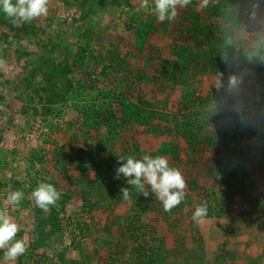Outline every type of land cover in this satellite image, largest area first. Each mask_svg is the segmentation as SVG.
I'll return each instance as SVG.
<instances>
[{
	"label": "rangeland",
	"instance_id": "1",
	"mask_svg": "<svg viewBox=\"0 0 264 264\" xmlns=\"http://www.w3.org/2000/svg\"><path fill=\"white\" fill-rule=\"evenodd\" d=\"M142 2L49 0L20 27L0 10V210L26 241L0 264H264V0L163 23ZM144 155L187 182L171 212L116 178ZM41 182L61 194L47 212Z\"/></svg>",
	"mask_w": 264,
	"mask_h": 264
},
{
	"label": "clouds",
	"instance_id": "2",
	"mask_svg": "<svg viewBox=\"0 0 264 264\" xmlns=\"http://www.w3.org/2000/svg\"><path fill=\"white\" fill-rule=\"evenodd\" d=\"M191 2L192 0H154L158 22L173 21L179 15L178 8H184ZM48 3L49 0H15V3L13 0H0V10L11 20L14 26L20 27L23 23H30L40 16L47 15ZM207 3L208 0H202L200 7H205ZM141 6L148 8V0H143ZM4 67L5 61L0 59V69ZM118 163L119 166L115 169L116 178L119 179L123 176L127 184L145 198L154 194L163 205L165 212H171L184 200L187 182L178 168L170 166L167 157L144 155L137 159L128 156L126 159L118 158ZM130 187L120 189L125 200L130 199ZM23 195L21 190L10 192L6 203L18 205ZM60 195L53 184L44 182L39 183L31 193L35 205L45 212L49 211L50 206L57 203ZM207 213L206 205H197L192 219L194 222L200 223L207 216ZM19 231V225L6 211L0 210V250L6 249L4 252L5 260L15 261L26 251V241L16 239Z\"/></svg>",
	"mask_w": 264,
	"mask_h": 264
}]
</instances>
